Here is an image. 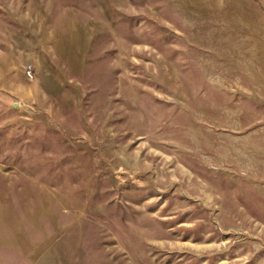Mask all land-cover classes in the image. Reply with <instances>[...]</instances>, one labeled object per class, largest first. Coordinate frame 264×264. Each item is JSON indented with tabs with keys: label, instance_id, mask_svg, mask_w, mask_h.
Returning <instances> with one entry per match:
<instances>
[{
	"label": "rangeland",
	"instance_id": "rangeland-1",
	"mask_svg": "<svg viewBox=\"0 0 264 264\" xmlns=\"http://www.w3.org/2000/svg\"><path fill=\"white\" fill-rule=\"evenodd\" d=\"M0 264H264V0H0Z\"/></svg>",
	"mask_w": 264,
	"mask_h": 264
},
{
	"label": "built area",
	"instance_id": "built-area-1",
	"mask_svg": "<svg viewBox=\"0 0 264 264\" xmlns=\"http://www.w3.org/2000/svg\"><path fill=\"white\" fill-rule=\"evenodd\" d=\"M27 75H28L29 77H31V71H30V69L27 70Z\"/></svg>",
	"mask_w": 264,
	"mask_h": 264
}]
</instances>
